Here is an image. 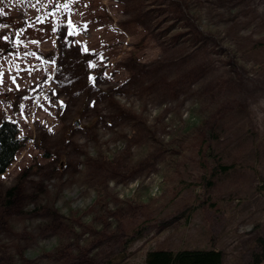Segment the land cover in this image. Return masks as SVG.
Segmentation results:
<instances>
[{"label": "rangeland", "instance_id": "374dc122", "mask_svg": "<svg viewBox=\"0 0 264 264\" xmlns=\"http://www.w3.org/2000/svg\"><path fill=\"white\" fill-rule=\"evenodd\" d=\"M2 119L0 264L261 252L264 0H0Z\"/></svg>", "mask_w": 264, "mask_h": 264}, {"label": "trees", "instance_id": "16d2710c", "mask_svg": "<svg viewBox=\"0 0 264 264\" xmlns=\"http://www.w3.org/2000/svg\"><path fill=\"white\" fill-rule=\"evenodd\" d=\"M20 144L21 141L18 137L16 125L9 120H0V174L3 173L11 163ZM199 151H201V149ZM204 151L208 156L212 153L210 146ZM17 191H19L17 187L7 190L6 204L3 203L7 209H10L11 206H15V202L18 198ZM257 242L261 247V252L259 254H254L251 264L264 263V239L258 238ZM222 261L223 253L217 248L181 249L177 251L169 249H152L147 251L145 256V264H222Z\"/></svg>", "mask_w": 264, "mask_h": 264}, {"label": "snow or ice", "instance_id": "6c2138e0", "mask_svg": "<svg viewBox=\"0 0 264 264\" xmlns=\"http://www.w3.org/2000/svg\"><path fill=\"white\" fill-rule=\"evenodd\" d=\"M69 24H70V26H71V22H69ZM69 34H71V32H70Z\"/></svg>", "mask_w": 264, "mask_h": 264}]
</instances>
